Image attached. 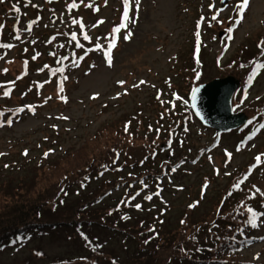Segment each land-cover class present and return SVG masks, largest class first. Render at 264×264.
Returning <instances> with one entry per match:
<instances>
[{"label":"rangeland","instance_id":"1","mask_svg":"<svg viewBox=\"0 0 264 264\" xmlns=\"http://www.w3.org/2000/svg\"><path fill=\"white\" fill-rule=\"evenodd\" d=\"M34 1L42 5V0ZM69 1L49 3L50 10H42L37 23L31 26L35 28L29 31L25 24L29 17L36 18L38 14L27 11L29 17H22V29H25L23 37L18 32H11L12 38L1 39V44L12 42L15 47L9 50L0 48V85H14L15 77H20L25 86L9 94L12 102L6 108L11 111L12 108H20L19 105L33 106L22 104V95L26 91L38 93L43 89V81L36 74L43 66L42 61L53 54L51 51L55 53L58 50L59 47L55 45L58 40L65 39L62 34L49 38L52 31H59L76 21L74 31H80L78 35H81V29L76 27L82 21L85 27L83 30L92 40L91 44L87 41L83 44L86 49L91 48L94 56L87 58L90 52L80 48L81 58L76 60V45L68 46L73 47L71 50H75V55L65 65L63 73L66 79L63 76L62 82L69 84L63 87L58 83L60 79H54V84H48L44 93L45 101L49 102L35 115L25 110L23 115L14 116L16 118L12 119L11 126H8V120L0 122L4 124L0 127V208L4 209L6 204L13 203V199L6 197L5 193L9 186L17 188L21 182L28 184L31 178H36L40 186L49 192L51 198H54V205L58 190L67 185L64 183L66 180L80 181L82 176L91 174L94 177L100 171L93 173L86 167L95 162L97 155L102 158L97 150L103 146L120 144V149L130 151L131 154L128 156L121 152L122 156L128 158V164L121 174L108 172L105 177L108 181L115 182L118 175L126 178L129 174H138V163L147 156L146 151L154 146L155 139L167 143L171 140L170 121L165 128L157 129V132L151 133L149 128L160 127L156 120L159 119L161 107L176 112V117L171 114L174 124L180 121L188 124L190 132L186 134L189 146L184 147L185 153L167 159L173 164L179 162L182 155L187 156V159L180 161L175 171L169 169L172 172L148 189L124 182L122 188L112 193L109 201L117 204L126 198V202L132 205L139 204V209L134 210V218L138 222L146 217H151L148 225L156 221L155 217L167 219L168 227L161 230L164 239L158 240L160 245H165L166 237L174 235L182 239L189 234L205 210L208 225L217 219V206L232 179L240 174L243 176L256 161V157L260 156V165L246 179L260 190L257 199L264 202V195H261L264 193V128H261L264 125V68L251 73L259 60L264 59V52L259 57L257 49L264 42V0H249L239 25L235 24L238 19L236 5L241 0H231L225 12L219 11L221 0H140L138 11L135 0H131L132 19L126 28L116 32L119 34L118 40L113 38V29L122 23L127 25L123 21L122 0H75L78 7L72 9L68 8ZM89 4L92 7H88ZM210 5L214 7L210 8ZM16 14H20L19 11ZM53 15L57 17L51 21ZM213 15H216V20L211 19ZM228 28L233 29L232 33L227 31ZM222 31L225 32L224 37L219 38ZM129 32L131 36L126 40L124 37ZM17 35L21 40L16 39ZM113 40L115 47L111 51L112 64L109 67L106 60L103 61L101 52H96L92 46L104 44L106 50ZM65 50L60 47V54L65 59L71 58L72 52ZM36 52L38 54H33ZM36 56H41L42 61L38 62ZM28 60L38 62V65L27 66L25 63ZM58 63L56 60L55 65ZM8 70V75L13 78L2 80V75ZM227 76H233L241 83L234 101L237 113H245L253 120L248 125V132L242 130L241 137L227 133L214 144L215 131L202 127L194 115L193 118L189 115V98L192 89ZM249 77L252 79L249 87H246ZM121 81L123 85L119 83ZM140 81L145 83L140 84ZM155 95L161 105L155 101ZM184 127L179 125L178 128ZM123 128L128 136L126 139L131 140L128 145L120 138L125 135ZM173 135L171 149L174 148L176 153L181 150H178L176 144L177 135ZM93 145L98 146L95 152ZM204 147L210 151L204 152L200 161H195L198 151ZM43 152H48V168L53 174L48 181L45 180L47 163L42 166L38 164ZM226 152L231 154L230 158ZM131 165L134 167L131 168ZM206 180L210 182L208 195L200 207L190 212L188 208L198 198L199 188ZM251 189L255 192L253 186ZM217 190L221 191L218 201L212 207L206 206V200ZM129 213L133 214L131 211ZM176 219L185 220V225H177L173 222ZM262 219L261 229L252 234L253 242L239 253L241 263L254 261L264 264V215ZM148 236L156 238L150 234L141 240ZM77 243L80 241L77 240ZM77 247L79 245L61 236L47 237L40 241L29 240L25 248L0 254V264H64L65 259L76 264L79 257ZM116 250L122 262L127 264L134 247ZM94 256L92 262L103 263L98 261L99 255Z\"/></svg>","mask_w":264,"mask_h":264},{"label":"trees","instance_id":"2","mask_svg":"<svg viewBox=\"0 0 264 264\" xmlns=\"http://www.w3.org/2000/svg\"><path fill=\"white\" fill-rule=\"evenodd\" d=\"M122 132L125 135L120 136V138L128 145L131 140L126 139L128 136L125 128L122 129ZM130 134L134 137L133 133ZM97 148V145H93L94 152ZM121 150L123 149H120V144L99 148L97 154L99 153L105 159L101 160L102 158H98L97 155L95 162L87 166L86 169L92 170L93 173L99 169L100 171L94 177L84 176V178H91L90 183L97 181L98 174L112 167L118 158L116 154ZM38 164L42 166V163ZM46 168L45 180L48 181L53 174L48 165ZM81 180H83L82 177ZM64 183H67L65 186H68L69 192L63 197L58 195L62 189L58 190L56 195L59 197L54 205L52 204L54 198H51L49 192L40 186L36 178H31L28 184L22 182L17 188L13 185L8 188L6 197H11L13 203L6 204L4 209L0 208V253L8 249L14 240L22 236H26L24 240L27 236H30L31 239H39L45 236H64L68 241L75 243L78 235L84 234L86 236L97 233L99 236L96 234V236L94 235L96 239L91 238L89 241L94 244L105 243L107 250L110 249L111 245L109 240L120 241L123 244L122 248H126L127 245L134 247L132 257L128 259L127 264H215L219 262L231 264L228 260H232V257L238 259L239 246L250 241L246 231L256 229L250 226L247 216L249 215V208L254 211H257L258 208L252 206L247 195L239 193L229 186L222 195L226 192L235 195H229L225 198L222 208L226 211L225 216L220 217L218 215L217 217L220 218L217 222H211L208 225L205 210L198 218V223H194L189 234L184 235L182 239H178L174 235L166 237L167 240H164L166 244L160 245L158 240L164 239L165 235L161 234V230L168 227L167 219H161L160 222L154 221L148 225L149 219L138 222L137 218L131 216L130 221L125 222L119 212H112L109 205L100 202V197H104L107 192L105 189L110 188L112 183L106 182L104 185L93 186L86 181L75 182L69 179ZM82 185H88L87 189L84 188L87 191L85 194L82 193L83 189H80ZM220 196L221 191H215V194L206 200V206L212 207ZM205 198L206 195L199 192L196 200L201 201ZM198 207H191L190 212ZM53 214L57 218H54ZM173 222L177 225H185L184 220L182 223L181 219H176ZM258 224H260L259 220ZM149 231H153V236L156 238L153 239L148 236L145 240H141V238L150 235ZM229 234L236 237L234 245H230V239L226 240ZM85 246L86 244L81 247L84 251L82 255H86L84 253L89 251ZM111 251H103L101 259L106 260L108 257L115 256L114 250L111 249ZM81 252L80 250L79 253ZM82 255L80 257L85 260L91 258L82 257ZM121 264L125 263L121 262Z\"/></svg>","mask_w":264,"mask_h":264},{"label":"snow or ice","instance_id":"3","mask_svg":"<svg viewBox=\"0 0 264 264\" xmlns=\"http://www.w3.org/2000/svg\"><path fill=\"white\" fill-rule=\"evenodd\" d=\"M2 2H3V0H0V3H2ZM122 3H123V21L127 22V21H129L130 19H132V18L130 17V11H131V0H122ZM139 4H140V0H135V7H136L137 11H138V9H139ZM248 4H249V0H241V2H240L238 5H236V8H237V17H238V19L235 20V24L239 25V23L242 21L243 16H244V12H245V10H246ZM13 7H15V5H13ZM76 7H78V5H77L76 3H74V2L68 5V8H69V9L76 8ZM88 7H92V5L89 4ZM211 7H214V5H210V8H211ZM95 10L98 11V9H95ZM16 11H19V9L17 8ZM211 19H212V20H216V19H217L216 15H213V16L211 17ZM73 23H76V21H73ZM100 23H103V21H100ZM126 26H127L126 23H122V24L120 25V27L114 28V29H113V32H114V33L119 32L121 28H124V27H126ZM83 28H84V25H83V23H82V21H81V22H80V29H81V31H83ZM29 30H30V26H29ZM227 31H228L229 33H232L233 29H232V28H228ZM130 36H131V32H129L128 35L125 36L124 38L127 40V39L130 38ZM83 38H84L85 40H89V39H90L89 36H88L87 34H84V37H83ZM197 38H199V34H197ZM231 38H232L231 35H229V39H231ZM16 39H20L19 35H17ZM76 39H77L76 34L73 33V34L71 35V40H76ZM76 46H77V47H81V45H80L79 43H77ZM11 47H12V45H10V44H0V48H9V49H10ZM100 47H101L100 44L97 43V44H96V48H97V49H100ZM114 47H115V41L113 40L112 42L109 43L107 49L104 50V57H105V60H106V62H107V64H108L109 67H110L111 64H112L111 51H112V49H113ZM259 47H261V52H264V42H261V45H259ZM89 51H91V49H89ZM256 67H257V68H260V67H264V65L257 64ZM56 71H60V72H62L63 69H57ZM198 75H199V74H198ZM65 79H66V77H65ZM251 79H252V78L249 77V83L251 82ZM119 83H120L121 85H123L124 82L121 81V82H119ZM144 83H145V81H140V84H144ZM133 87H138V85H133ZM62 90H63V89H62V87H61V91H62ZM199 91H200L199 87L192 89V93H191V101H192V104H191V107H193V108H196V107H197V100H198V93H199ZM9 94H10V93H9L8 91H6V92L4 93L5 96H8ZM125 94H127V93H125ZM93 98H95V97H93ZM158 98H159V97H158ZM176 99L179 100L180 97L177 96ZM24 110H25L24 108H19V109L17 110V113L23 112ZM29 111H32L33 114H34V110H33L32 108H30V107H29ZM0 115H3V114L0 113ZM197 115H199V112H197ZM63 118L66 119V117H63ZM12 122H13L12 120H8V121H7L8 126H11ZM249 123H251V121H249ZM3 126H4V124H3V123H0V127H3ZM126 128H127V126H126ZM261 128H264V125H261ZM237 150H239V149H237ZM24 154L27 155V152H25ZM45 155L47 156V153H46ZM226 155L229 156V158L231 157V154H230V153H227V152H226ZM260 159H261L260 156H257V157H256V161H257L258 163L260 162ZM6 167H7V165H6ZM173 171H175V169H173ZM141 183H142V182H141ZM237 187H238V186H237ZM204 188H205V189L207 188V183H205ZM256 191L259 192L260 190H259V189H256ZM157 194H158V193H157ZM261 195H264V193H261ZM146 198H147V199H151V197H146ZM252 198H254V196H253ZM136 207L139 209L140 205H136ZM190 207H195V205H190ZM248 211H249V213H250V219H249L248 223L250 224V226H251L252 228H257V227L259 226V224H258V220H259L260 216L264 215V213H259V212H257V211H254V210L251 209V208H249ZM182 223H183V221H182ZM18 239H19V237H18ZM37 255H41V254H40V253H37ZM113 264H115V262H113Z\"/></svg>","mask_w":264,"mask_h":264},{"label":"water","instance_id":"4","mask_svg":"<svg viewBox=\"0 0 264 264\" xmlns=\"http://www.w3.org/2000/svg\"><path fill=\"white\" fill-rule=\"evenodd\" d=\"M237 88L238 83L231 78L200 87L194 110L199 112V117L205 124L218 130L239 126L244 119L230 114L231 99Z\"/></svg>","mask_w":264,"mask_h":264}]
</instances>
